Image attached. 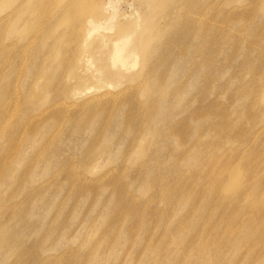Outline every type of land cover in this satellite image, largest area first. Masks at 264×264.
Returning <instances> with one entry per match:
<instances>
[{
    "label": "rangeland",
    "instance_id": "1",
    "mask_svg": "<svg viewBox=\"0 0 264 264\" xmlns=\"http://www.w3.org/2000/svg\"><path fill=\"white\" fill-rule=\"evenodd\" d=\"M174 1L0 3V264H264V0Z\"/></svg>",
    "mask_w": 264,
    "mask_h": 264
},
{
    "label": "bare ground",
    "instance_id": "2",
    "mask_svg": "<svg viewBox=\"0 0 264 264\" xmlns=\"http://www.w3.org/2000/svg\"><path fill=\"white\" fill-rule=\"evenodd\" d=\"M27 0H25V2H21V1H19V0H0V3H2V5H4V6H6V5H12V4H15V5H17L18 4V2H21V3H19L18 4V9L20 10V12H22V13H25V14H28L29 12H33L35 15H38L40 18H42V17H44L45 16V12L43 11L44 9H45V7H46V5L49 3V0H29V1H32L31 3H28V2H26ZM35 2H37V6H35V7H33V5H34V3ZM165 2V1H164ZM171 2H176V1H174V0H170V3ZM177 3V2H176ZM192 3V2H191ZM39 7V9H37ZM163 8H165V10H167V8H168V5H163ZM167 13V12H166ZM183 13V12H182ZM13 15L8 19V18H5V19H0V25L4 22L3 20H12L13 18H16V16H15V14L14 13H12ZM190 14V13H189ZM169 15H171V10H169ZM169 15H167V16H169ZM114 19V16L113 17H111V21ZM5 23V22H4ZM2 27V26H1ZM32 28H34V27H32ZM168 31L169 30H167L166 32H161V30L158 28L157 29V33H159V34H161V33H163L162 35H164V37H163V39H164V41H167V37H166V34L168 33ZM171 31H173V30H171ZM48 33H49V26H48V28H47V33H46V35H48ZM179 34V33H178ZM177 34V35H178ZM152 35V37L154 36L153 34H151ZM157 36H158V34H157ZM191 36V35H190ZM91 37V35L89 36V37H86L87 39L88 38H90ZM180 37V36H179ZM75 38H77V35H74V32L73 31H67V32H65L61 37H60V42H62V44H63V46H65V44L67 43V42H71V41H73ZM192 38V37H191ZM179 39V38H178ZM178 39L176 40V41H178ZM183 40V39H182ZM192 40V39H191ZM102 41H104V40H102ZM155 41H156V39H155V37L153 38V41H152V43H155ZM186 42H187V40H186ZM188 43V42H187ZM124 45H125V43H124ZM185 45V44H184ZM188 45V44H187ZM147 49H146V47H145V51H146ZM104 52V54H105V59H103V60H101V61H99V62H96V65L99 67V68H101L104 72H106V73H110L111 72V70L113 69V67H112V60H114L115 62H117V61H120L121 59H124V54L125 53H127V54H130V55H133V56H135L136 58H137V55H136V53H134L133 51H131L129 48H127V49H125V46H123V45H118V44H115V45H107L105 42H103V43H101V41L100 40H98L95 44H93V45H90V46H88V47H86V48H84V49H82L81 51H78L80 54H82V55H88L89 56V58L91 59V58H96V55L99 53V52ZM48 57H47V60H48V58H49V51H48ZM56 59H57V61H58V63H57V65H56V68H66V69H69V71L67 72V74L68 75H70V76H75L76 74L75 73H73V69H71V71H70V68H69V66L67 65V62H66V56H64L62 53H60V52H57L56 53ZM93 59V60H94ZM46 60V62H48ZM137 60V59H136ZM88 67H90L89 65H88ZM72 68V67H71ZM149 69V68H148ZM43 70V69H42ZM65 72H66V70H64ZM149 73V72H148ZM48 75V74H47ZM46 75V72L43 70V74H42V77H41V79H45V84H47L48 82H49V75L47 76ZM35 76H36V74H35ZM37 77H40V76H37ZM32 78H34V77H32ZM31 78V79H32ZM31 82H35V80L33 79V81H31ZM36 83V82H35ZM25 92H27V91H25ZM11 93V92H10ZM8 102V101H7ZM7 102H6V104H7ZM6 104H4V103H1V107L2 108H4L5 106H8V105H6ZM2 108H0V109H2ZM4 111V110H3ZM2 112V111H1ZM0 112V113H1ZM1 115H3V114H1ZM86 116V115H85ZM107 117V116H106ZM109 119V118H108ZM97 124V123H96ZM94 141V140H93ZM145 148V147H144ZM97 149V148H96ZM15 150V149H14ZM13 150V151H14ZM145 150V152L144 153H146L147 151V149H143V150H140V151H144ZM139 153V152H138ZM13 154V153H12ZM143 155V154H142ZM134 159H135V157H134ZM135 164H137V163H135ZM228 172H229V170H228ZM227 171H223V173H221V176H225V178L227 177ZM217 175V174H216ZM224 178V177H223ZM153 178L151 177V180H152ZM150 180V181H151ZM153 180H155V179H153ZM152 180V181H153ZM154 182V181H153ZM155 183V182H154ZM153 183V184H154ZM226 183H227V181H226ZM233 183V182H232ZM232 183H230V184H227L228 186H225L226 187V189H228V188H230L231 186V184ZM160 184V183H159ZM3 186V179H1V181H0V189H1V187ZM111 186V185H110ZM113 186V185H112ZM112 186H111V189H113L112 188ZM185 186V185H184ZM183 186V187H184ZM222 186V185H221ZM220 186V187H221ZM114 189H116V188H114ZM185 190V189H184ZM111 192H112V190H110ZM220 191V190H219ZM115 192V191H114ZM185 194V193H184ZM183 194V195H184ZM240 200H242L241 198H240ZM255 201V200H254ZM236 202V201H235ZM256 202V201H255ZM242 203V202H241ZM255 204H257V203H255ZM255 204H254V206H255ZM240 205V204H239ZM242 205V204H241ZM259 205V204H258ZM253 206V207H254ZM262 206V205H261ZM235 207V206H234ZM258 207V206H257ZM264 207V206H263ZM262 207V208H263ZM236 208V207H235ZM251 209V208H250ZM253 209V208H252ZM196 210V209H195ZM253 210H255V207H254V209ZM252 210V211H253ZM255 212V211H254ZM172 219H173V217H172ZM152 221V220H151ZM247 222V221H246ZM182 231V230H181ZM232 235V234H231ZM200 236V235H199ZM11 246L13 247V248H16L17 247V244L15 243V242H13L12 244H11ZM173 262V261H172Z\"/></svg>",
    "mask_w": 264,
    "mask_h": 264
}]
</instances>
